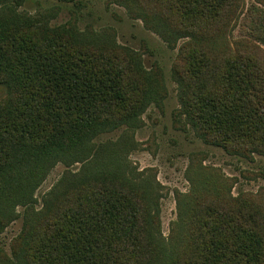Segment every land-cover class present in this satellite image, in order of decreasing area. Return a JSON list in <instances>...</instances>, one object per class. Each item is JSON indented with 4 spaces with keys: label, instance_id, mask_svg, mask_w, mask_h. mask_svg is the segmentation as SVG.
Masks as SVG:
<instances>
[{
    "label": "trees",
    "instance_id": "trees-1",
    "mask_svg": "<svg viewBox=\"0 0 264 264\" xmlns=\"http://www.w3.org/2000/svg\"><path fill=\"white\" fill-rule=\"evenodd\" d=\"M125 4L188 38L175 72L205 141L243 156L264 153V60L223 37L240 0ZM261 12L251 11L257 34ZM73 26L0 5V233L25 217L6 264H264V214L242 194L200 195L186 244L162 242L144 194L95 157L96 138L134 111L131 95L141 87L133 65L117 48L89 46ZM58 162L83 166L72 187L52 188L37 210L34 191Z\"/></svg>",
    "mask_w": 264,
    "mask_h": 264
},
{
    "label": "rangeland",
    "instance_id": "rangeland-1",
    "mask_svg": "<svg viewBox=\"0 0 264 264\" xmlns=\"http://www.w3.org/2000/svg\"><path fill=\"white\" fill-rule=\"evenodd\" d=\"M2 3L49 18L52 25L71 20L73 35L89 46L117 48L127 55L141 91L131 95L134 111L130 120L96 138L100 150L95 157L111 164L106 167L114 169L112 174L144 194L157 216L154 228L169 248L186 244L189 214L200 195L214 197L217 190L231 196L242 194L264 214V153L243 156L206 142L199 123L185 110L182 84L175 72L184 68L188 38L182 32L154 18L145 22L139 13L127 9L126 0H0ZM254 6L262 9L264 20V0H240L223 37L232 48L257 50L264 60V27L260 34L251 28ZM4 94L0 86V99ZM96 164L90 163L84 174ZM82 166V162L69 166L58 162L50 167L34 191L35 208L41 207L43 195L52 188L72 187L77 181L72 173ZM21 210L17 207L16 212ZM24 221L19 215L0 233V264L8 262L11 241L21 233Z\"/></svg>",
    "mask_w": 264,
    "mask_h": 264
}]
</instances>
